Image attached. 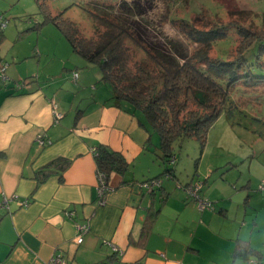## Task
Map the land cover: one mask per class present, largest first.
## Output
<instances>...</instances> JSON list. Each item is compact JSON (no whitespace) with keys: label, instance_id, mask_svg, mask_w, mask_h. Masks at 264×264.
Listing matches in <instances>:
<instances>
[{"label":"crops","instance_id":"0c3cea01","mask_svg":"<svg viewBox=\"0 0 264 264\" xmlns=\"http://www.w3.org/2000/svg\"><path fill=\"white\" fill-rule=\"evenodd\" d=\"M0 33L5 40L3 29ZM1 41L0 67L2 61H13L11 80L40 71L39 62L35 69L22 67L28 54L6 55ZM67 60L71 64V54ZM63 63V72L50 78L43 70L27 86L13 89L9 80L0 79V264H49L55 255L67 264H246L232 257L240 239L223 238L233 243L227 252L208 242V234L218 237L214 221L228 212H207L211 202L210 209L199 211L182 188L174 187L179 191L174 194L170 186L178 181L176 170L174 180L161 181L159 138L154 145L155 132L143 116L125 103L116 104L111 88L96 84L99 69L80 64L79 71H71ZM73 73L78 74L76 81ZM52 100L63 115L57 124ZM99 145L119 153L128 164L124 175H110L112 191L103 206L97 205L93 157ZM56 159L66 160L67 167L38 184L35 173ZM157 177L160 186L153 193L141 186ZM4 196H15L8 209L2 206ZM24 200H29L27 206L21 205ZM150 209L159 213L141 245L140 231ZM83 225L88 231L77 243V228ZM112 245L122 254L116 255Z\"/></svg>","mask_w":264,"mask_h":264},{"label":"rangeland","instance_id":"374dc122","mask_svg":"<svg viewBox=\"0 0 264 264\" xmlns=\"http://www.w3.org/2000/svg\"><path fill=\"white\" fill-rule=\"evenodd\" d=\"M43 2L45 13L51 16L63 13V18L76 24L86 37L93 35L94 15L107 16L132 28L136 39L150 51L157 50L175 57L178 53L190 55L201 48L183 33L181 20L205 31L217 22L223 25L240 23L260 27L264 15V0ZM0 17L5 22V40L1 41H4L3 52L6 55L11 52L28 54L30 58L23 63V68L32 66L35 69L39 62L40 71L34 70L22 80H11L8 69L14 66L13 61H2L1 67L6 66L5 76L11 88L15 89L17 84L27 86L37 82L43 70L48 71V77L53 78L54 73L63 72L64 61L71 71H79L80 64L98 70L97 64L88 63L73 53L57 28L45 22V15L36 0H0ZM235 39V31L230 29L225 38L213 43V52L220 60H228L230 52L237 45ZM60 43L66 46V51ZM127 46L135 53L136 59L148 62L143 50L130 42ZM69 54L71 64L67 60ZM244 59L246 66L239 70V75L260 79L241 80L229 89L226 106L209 130L202 150L193 139L173 144L176 159L174 170L178 181H172L170 189L173 191L176 187L182 192L179 186H184L188 180L190 183H202L201 195H205L213 204L212 210L207 212H228L226 218L214 221L213 231L218 237L208 234V242L213 247L220 245L221 251L227 252L233 243L221 241L223 238L247 241L252 249L260 253V264H264V189L260 188L264 187V56H258V45L255 44L245 53ZM96 84L110 90V86L100 79ZM157 136L154 133V145ZM167 164L162 165L164 169ZM197 169L201 174L196 172ZM165 179L161 175V181ZM177 190L173 193L179 192ZM187 203L192 204L191 201ZM250 260L257 258L252 256Z\"/></svg>","mask_w":264,"mask_h":264},{"label":"trees","instance_id":"16d2710c","mask_svg":"<svg viewBox=\"0 0 264 264\" xmlns=\"http://www.w3.org/2000/svg\"><path fill=\"white\" fill-rule=\"evenodd\" d=\"M36 3L45 15V22L57 28L73 53L88 63L98 65L100 81L111 88V99L116 104H127L144 117L158 135L161 160L165 164L171 165V159H175V143L193 139L202 150L209 130L226 106L229 89L241 80L260 79L240 76L239 70L245 68L244 55L253 45H258V56H264V15L260 27L217 22L205 31L181 20L183 33L201 48L190 55L178 53L175 57L157 50L150 51L136 39L132 28L118 20L94 15L93 35L86 37L76 24L63 18V13L51 16L45 13L43 0H36ZM230 29L235 31L237 45L230 52L228 60L223 61L213 52V43L225 38ZM128 42L144 51L147 63L136 59L135 53L127 46ZM77 78L74 80L72 75L73 81ZM93 157L97 171L106 175L107 182L111 174L122 176L128 170L124 158L106 146H97ZM168 164L162 175L169 174L170 179L174 180V165L167 167ZM67 165L66 160L56 159L36 172L34 179L41 184L56 171H64ZM158 213L157 209L148 211L140 231L141 245L149 236ZM252 256L257 260H250ZM232 257L234 260L260 264L262 256L252 249L249 242L237 240Z\"/></svg>","mask_w":264,"mask_h":264},{"label":"built area","instance_id":"2783aa9c","mask_svg":"<svg viewBox=\"0 0 264 264\" xmlns=\"http://www.w3.org/2000/svg\"><path fill=\"white\" fill-rule=\"evenodd\" d=\"M4 26H5V22L0 17V29H3ZM5 68L6 66L0 67V79L3 82L8 81V78L5 76ZM76 78H77V74H73V79L75 80ZM20 86H21L20 84H17L16 88H19ZM50 106H51V113L53 116V122L57 124L62 119L63 115L61 112H59L58 106L53 100L50 102ZM37 142L41 145L43 144V140L41 138H37ZM174 163H175V159L173 158L171 159L170 164L173 165ZM165 178L170 179L169 174H166ZM141 186L146 191L151 192L155 188H158L160 186V182L159 180H151L149 182L142 183ZM179 187L183 189V191L188 195L189 198L195 201L199 211H203V210L211 208L212 204L209 201L202 199L200 197V190L202 188V183L195 182V183H191L186 186H179ZM260 188L264 189V187L262 186ZM111 191H112V187L107 182L106 175L100 171H97L96 172V194H97V205L98 206H103L105 204L106 196ZM11 200H15V196H11V197L4 196L2 200V206L8 209V204ZM28 204H29V200H24L21 202L22 206H27ZM77 229L79 231V238L77 240V243H81L83 234L86 231H88V226L87 225L79 226ZM111 247H112L113 252L116 255L122 254L121 249H119L117 246L112 245ZM49 264H67V261L65 260L63 256L55 255L51 258ZM250 264H256V262L252 261L250 262Z\"/></svg>","mask_w":264,"mask_h":264}]
</instances>
